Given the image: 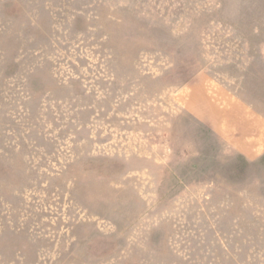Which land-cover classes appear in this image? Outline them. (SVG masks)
I'll list each match as a JSON object with an SVG mask.
<instances>
[{
  "label": "rangeland",
  "instance_id": "374dc122",
  "mask_svg": "<svg viewBox=\"0 0 264 264\" xmlns=\"http://www.w3.org/2000/svg\"><path fill=\"white\" fill-rule=\"evenodd\" d=\"M0 264H264V0H0Z\"/></svg>",
  "mask_w": 264,
  "mask_h": 264
}]
</instances>
